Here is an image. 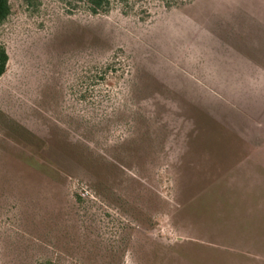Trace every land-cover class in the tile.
<instances>
[{
    "label": "rangeland",
    "instance_id": "1",
    "mask_svg": "<svg viewBox=\"0 0 264 264\" xmlns=\"http://www.w3.org/2000/svg\"><path fill=\"white\" fill-rule=\"evenodd\" d=\"M8 2L0 264H264V43L236 28L251 0L143 19Z\"/></svg>",
    "mask_w": 264,
    "mask_h": 264
},
{
    "label": "trees",
    "instance_id": "2",
    "mask_svg": "<svg viewBox=\"0 0 264 264\" xmlns=\"http://www.w3.org/2000/svg\"><path fill=\"white\" fill-rule=\"evenodd\" d=\"M187 0H60L62 5L70 12V8H78L90 15L107 13L113 8H118L121 14H135L143 19L148 16V8L152 3H158L165 9L182 5ZM74 6V7H72ZM72 9V10H73ZM10 13L8 0H0V24ZM7 62V54L0 44V76L4 73Z\"/></svg>",
    "mask_w": 264,
    "mask_h": 264
},
{
    "label": "crops",
    "instance_id": "3",
    "mask_svg": "<svg viewBox=\"0 0 264 264\" xmlns=\"http://www.w3.org/2000/svg\"><path fill=\"white\" fill-rule=\"evenodd\" d=\"M238 24L245 37L258 38V42L264 43V0H251V3H243L237 10Z\"/></svg>",
    "mask_w": 264,
    "mask_h": 264
}]
</instances>
